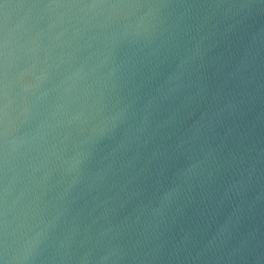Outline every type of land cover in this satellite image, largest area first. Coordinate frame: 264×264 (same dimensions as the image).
Returning <instances> with one entry per match:
<instances>
[{
  "label": "water",
  "instance_id": "water-1",
  "mask_svg": "<svg viewBox=\"0 0 264 264\" xmlns=\"http://www.w3.org/2000/svg\"><path fill=\"white\" fill-rule=\"evenodd\" d=\"M0 264H264V0H0Z\"/></svg>",
  "mask_w": 264,
  "mask_h": 264
}]
</instances>
